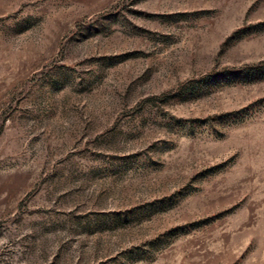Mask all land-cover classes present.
I'll list each match as a JSON object with an SVG mask.
<instances>
[{
	"label": "rangeland",
	"instance_id": "1",
	"mask_svg": "<svg viewBox=\"0 0 264 264\" xmlns=\"http://www.w3.org/2000/svg\"><path fill=\"white\" fill-rule=\"evenodd\" d=\"M0 264H264V0H0Z\"/></svg>",
	"mask_w": 264,
	"mask_h": 264
}]
</instances>
